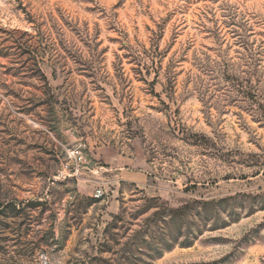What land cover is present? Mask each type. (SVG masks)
Returning <instances> with one entry per match:
<instances>
[{
    "label": "rangeland",
    "instance_id": "rangeland-1",
    "mask_svg": "<svg viewBox=\"0 0 264 264\" xmlns=\"http://www.w3.org/2000/svg\"><path fill=\"white\" fill-rule=\"evenodd\" d=\"M151 198L152 264H264V0H0V264H123Z\"/></svg>",
    "mask_w": 264,
    "mask_h": 264
},
{
    "label": "trees",
    "instance_id": "trees-1",
    "mask_svg": "<svg viewBox=\"0 0 264 264\" xmlns=\"http://www.w3.org/2000/svg\"><path fill=\"white\" fill-rule=\"evenodd\" d=\"M148 201L137 214L140 216L150 212L145 218L144 227L135 232L130 242L124 243L127 249L123 252L124 256L120 255V258L124 259L123 264H152L156 258L175 245H191L200 234L199 229L197 232L190 230L191 223L198 225L200 221V214L193 212L194 207L191 205L171 207L164 202L157 204L158 200L154 198ZM8 208L15 213L11 217L17 216L15 206L0 204V218L6 217L5 211Z\"/></svg>",
    "mask_w": 264,
    "mask_h": 264
}]
</instances>
